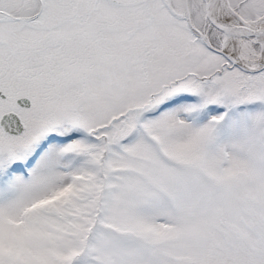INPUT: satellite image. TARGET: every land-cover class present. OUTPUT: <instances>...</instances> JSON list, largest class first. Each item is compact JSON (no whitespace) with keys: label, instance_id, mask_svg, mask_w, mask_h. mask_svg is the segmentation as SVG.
Wrapping results in <instances>:
<instances>
[{"label":"snow or ice","instance_id":"1","mask_svg":"<svg viewBox=\"0 0 264 264\" xmlns=\"http://www.w3.org/2000/svg\"><path fill=\"white\" fill-rule=\"evenodd\" d=\"M0 264H264V0H0Z\"/></svg>","mask_w":264,"mask_h":264}]
</instances>
